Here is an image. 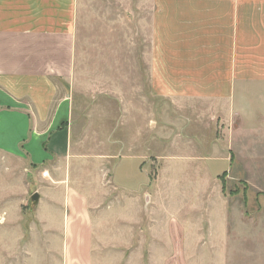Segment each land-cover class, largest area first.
Here are the masks:
<instances>
[{"label":"crops","instance_id":"1","mask_svg":"<svg viewBox=\"0 0 264 264\" xmlns=\"http://www.w3.org/2000/svg\"><path fill=\"white\" fill-rule=\"evenodd\" d=\"M83 4L0 0V152L39 170L38 183L59 194L62 216L44 223L58 227L60 264L223 263L228 219H209L205 232L200 219L158 216L150 205L157 203L159 188L150 184L151 163L143 154L114 160L111 188L124 196L125 208L107 224L113 234L108 251L103 249L104 224L94 218L90 193L65 171L75 156L72 82ZM141 11L152 96L172 98L194 115V146L211 148V155L221 151L218 157H179L201 161L209 178L220 176L219 163H229L223 174L230 171L228 132L236 123L245 131L264 127V0H141ZM200 131L210 139L216 131L226 137L204 142ZM134 200L142 217L133 216Z\"/></svg>","mask_w":264,"mask_h":264},{"label":"rangeland","instance_id":"2","mask_svg":"<svg viewBox=\"0 0 264 264\" xmlns=\"http://www.w3.org/2000/svg\"><path fill=\"white\" fill-rule=\"evenodd\" d=\"M83 1L72 82L75 156L65 171L90 193L94 218L104 224L103 249L108 251L113 234L107 224L125 208L124 196L111 188L114 160L143 154L151 163L150 184L159 188L157 203L150 205L158 216L174 212L180 219H200L205 232L209 219L226 218L229 251L220 264H264V127L245 131L235 124L227 138L232 136V166L223 174L229 163H219L220 176L209 178L201 161L182 160L192 152L218 157L221 151L211 155V146H194V115L172 98L152 96L141 0ZM219 133L210 139L200 131L199 138L224 141L226 134ZM37 172L0 152V264H60L58 227L44 223L62 216L60 196L52 195L47 182L38 183ZM35 193L41 200L33 206ZM140 211L134 200L133 216L142 217Z\"/></svg>","mask_w":264,"mask_h":264},{"label":"water","instance_id":"3","mask_svg":"<svg viewBox=\"0 0 264 264\" xmlns=\"http://www.w3.org/2000/svg\"><path fill=\"white\" fill-rule=\"evenodd\" d=\"M33 206L37 205L38 200H39V195L37 193L33 194L30 198Z\"/></svg>","mask_w":264,"mask_h":264}]
</instances>
